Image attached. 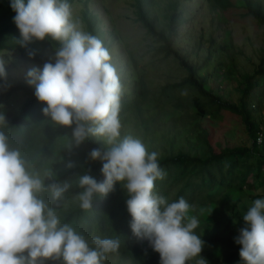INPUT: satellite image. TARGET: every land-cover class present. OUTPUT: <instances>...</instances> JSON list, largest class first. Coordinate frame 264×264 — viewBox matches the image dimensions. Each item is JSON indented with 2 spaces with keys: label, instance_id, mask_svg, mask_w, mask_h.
<instances>
[{
  "label": "trees",
  "instance_id": "1",
  "mask_svg": "<svg viewBox=\"0 0 264 264\" xmlns=\"http://www.w3.org/2000/svg\"><path fill=\"white\" fill-rule=\"evenodd\" d=\"M79 1L0 0V53L17 52L30 79L14 86L0 76L9 96H29L0 125V260L264 264V195L251 194L258 183L264 190V149L257 144L264 133V55L254 74L238 78L241 97L232 103L209 81L221 79L223 52L235 47L211 36L203 60L183 55L175 45L188 22L181 1L162 9L164 0H133L153 63L174 57L186 73L153 88L136 51L89 12L91 0L82 10L87 46L61 39L60 10ZM204 1L212 11L234 6ZM240 7L264 27V0H240ZM111 42L127 48L123 65ZM66 57L89 72L88 82ZM234 73L232 64L225 76ZM39 74L54 93L38 92ZM221 113L240 117L250 145L213 140Z\"/></svg>",
  "mask_w": 264,
  "mask_h": 264
},
{
  "label": "rangeland",
  "instance_id": "2",
  "mask_svg": "<svg viewBox=\"0 0 264 264\" xmlns=\"http://www.w3.org/2000/svg\"><path fill=\"white\" fill-rule=\"evenodd\" d=\"M182 9L185 10L188 22L180 30V37L177 45L178 50L183 55H188L193 59L203 60L209 55L208 49L213 46L208 43L211 36L216 39L217 44L223 42L230 48L223 52V57L227 67L220 72L221 79L209 81V85L215 94L223 95L232 103H237L241 97L240 83L237 81L244 74H254L261 65V58L264 55V27L247 14V11L240 7V0H231L234 6L226 11H212L204 0H180ZM86 0H80L71 7L61 8V26L59 35L62 40L70 38L79 43L80 46H87L90 40L87 26L82 17V10ZM168 0L161 4L162 9ZM133 0H91L88 3V10L93 16H97L100 27L106 31H114L119 38L127 44L128 49H134L139 61L145 70L149 84L156 88L167 83L179 82L185 72L181 69L178 60L174 57L162 60L159 58L153 63L151 57V39L146 37L141 24L136 21V9ZM63 25V26H62ZM201 37L204 39L202 40ZM202 40L199 47V42ZM110 44V43H109ZM113 57H117L119 64L123 65L127 60V48L123 50L119 42L110 44ZM47 52V51H46ZM53 52H51L52 54ZM218 53L213 52L211 57L217 59ZM144 56V58H142ZM20 55L17 52L8 50L0 53V76L10 84L16 86L18 83H30L28 73L23 67L22 61L18 60ZM66 64L80 73L82 81L88 82L90 74L81 65H74L67 57ZM234 65L235 73L232 79H227L225 71ZM38 92L50 94L56 91L53 83L43 74L34 78ZM66 103L78 104L77 101L71 102L70 96H64ZM264 98V97H263ZM29 100L24 92L19 91L9 96L8 91L0 89V125L10 121L17 116L26 101ZM264 111L262 112V115ZM208 121V120H207ZM211 124V123H210ZM212 134L216 143H221L223 147L250 145L248 132L243 121L238 116L221 113L215 119ZM253 196H263L264 190L260 183L251 191ZM0 264H10L7 260H0Z\"/></svg>",
  "mask_w": 264,
  "mask_h": 264
},
{
  "label": "built area",
  "instance_id": "3",
  "mask_svg": "<svg viewBox=\"0 0 264 264\" xmlns=\"http://www.w3.org/2000/svg\"><path fill=\"white\" fill-rule=\"evenodd\" d=\"M257 144L264 149V133L258 135Z\"/></svg>",
  "mask_w": 264,
  "mask_h": 264
},
{
  "label": "clouds",
  "instance_id": "4",
  "mask_svg": "<svg viewBox=\"0 0 264 264\" xmlns=\"http://www.w3.org/2000/svg\"><path fill=\"white\" fill-rule=\"evenodd\" d=\"M2 261V260H1ZM87 264H88V262H87Z\"/></svg>",
  "mask_w": 264,
  "mask_h": 264
}]
</instances>
